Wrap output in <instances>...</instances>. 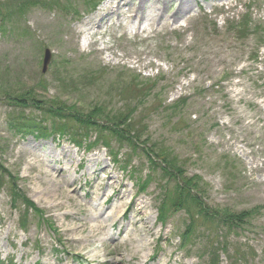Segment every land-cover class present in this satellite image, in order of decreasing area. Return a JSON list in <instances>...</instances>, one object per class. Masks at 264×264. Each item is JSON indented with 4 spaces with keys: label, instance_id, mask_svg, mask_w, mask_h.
Masks as SVG:
<instances>
[{
    "label": "rangeland",
    "instance_id": "obj_1",
    "mask_svg": "<svg viewBox=\"0 0 264 264\" xmlns=\"http://www.w3.org/2000/svg\"><path fill=\"white\" fill-rule=\"evenodd\" d=\"M48 4L0 31V264H264V0ZM26 93L77 115L138 108L127 125L146 148L162 145L201 180L202 204L242 223L212 226L198 201L163 215L173 181L144 148L72 121L10 127L42 116L16 107Z\"/></svg>",
    "mask_w": 264,
    "mask_h": 264
},
{
    "label": "trees",
    "instance_id": "obj_2",
    "mask_svg": "<svg viewBox=\"0 0 264 264\" xmlns=\"http://www.w3.org/2000/svg\"><path fill=\"white\" fill-rule=\"evenodd\" d=\"M44 1H48V6L53 8L58 6L70 7L73 5L74 0ZM31 2L32 0L0 1V31L2 34L6 35L14 30V25H10L8 22L13 20L14 17L21 19L25 15V11ZM86 4L88 5V2ZM7 23L10 27L9 31L6 30V26L8 27ZM1 90L3 91L4 88H0V91ZM14 101V103L17 105L16 107L22 108L23 110L33 109L40 111L42 116H40V119H32L27 118L25 113L9 115L8 124L12 128L25 130L27 132L39 129L46 131L44 126L49 122L52 124L57 122L66 124L67 122L72 121L82 126L83 130L94 131V133L98 136V139H110L112 141L114 140L118 142L119 144L125 143L130 149H136L140 147L144 148L146 150L145 156L148 158L151 165H155L157 169H160L161 171L170 175L173 181V187L171 189L167 187L164 192L162 191V194L165 198L161 206L162 208L159 210L163 215L166 214L164 210V207L166 206H169L170 209L185 208L187 210L185 204H192V201H198L199 205L197 207L201 213L198 215L206 219V222L211 223L212 226H214V224H219L217 221L222 222L223 225V219L230 221L234 225H239V223H242V216L228 208L213 212L206 203L202 204L200 202V198L202 196L201 180L187 176L184 172L185 168L176 158L172 157L171 154L166 152L162 145H151V147L156 146L154 149L146 148V143L141 141V135L136 131L131 130L127 125L128 119H132L133 115L137 113L138 108H128V111L125 108L123 112L118 111L111 113L107 110V107H96L93 108L87 115H77L75 113L69 112L67 108L56 102L50 103L47 106L41 104L38 105V103H36L34 100H31L30 96H28V93H26L24 96H21V98H16ZM82 134L87 135L85 131L82 132ZM73 137H76V135ZM73 142L76 145L81 146L78 142ZM105 144H108V142H105ZM163 217L165 218V216ZM190 229L191 228L188 227V230ZM226 251L228 252L227 249Z\"/></svg>",
    "mask_w": 264,
    "mask_h": 264
},
{
    "label": "bare ground",
    "instance_id": "obj_3",
    "mask_svg": "<svg viewBox=\"0 0 264 264\" xmlns=\"http://www.w3.org/2000/svg\"><path fill=\"white\" fill-rule=\"evenodd\" d=\"M137 1H139L140 3H141V6L142 5H144L146 2H147V0H137ZM181 1V12H185L188 8H189V6L192 4V1L193 2H195V0H180ZM118 4L120 5V1L118 2ZM119 5H117V7H119ZM110 14H112V12H110V13H108V14H106V15H104L103 17H101L100 18V22H102L106 17H109V15ZM136 16H138V13H137V11H135V18H136ZM152 19V18H151ZM141 20H143V19H141ZM143 23V22H142ZM141 23V24H142ZM141 28V25L139 26V29ZM100 30V29H99ZM99 32V31H98ZM101 33V32H100ZM140 215H141V213H140ZM111 216H109V218H110ZM141 222L142 223H145V221L144 220H141Z\"/></svg>",
    "mask_w": 264,
    "mask_h": 264
},
{
    "label": "water",
    "instance_id": "obj_4",
    "mask_svg": "<svg viewBox=\"0 0 264 264\" xmlns=\"http://www.w3.org/2000/svg\"><path fill=\"white\" fill-rule=\"evenodd\" d=\"M50 60H51V53L49 50H46L45 55H44V60H43V72H45L46 69L48 68Z\"/></svg>",
    "mask_w": 264,
    "mask_h": 264
}]
</instances>
